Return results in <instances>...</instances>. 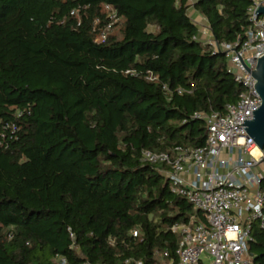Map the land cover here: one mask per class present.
Wrapping results in <instances>:
<instances>
[{
    "label": "trees",
    "instance_id": "obj_1",
    "mask_svg": "<svg viewBox=\"0 0 264 264\" xmlns=\"http://www.w3.org/2000/svg\"><path fill=\"white\" fill-rule=\"evenodd\" d=\"M252 5L0 0V264L176 258L171 228L206 220L142 153L204 146L195 114L223 111L242 92L190 9L219 44H235ZM106 6L118 16L110 30ZM249 253L264 264L259 224Z\"/></svg>",
    "mask_w": 264,
    "mask_h": 264
},
{
    "label": "built area",
    "instance_id": "obj_2",
    "mask_svg": "<svg viewBox=\"0 0 264 264\" xmlns=\"http://www.w3.org/2000/svg\"><path fill=\"white\" fill-rule=\"evenodd\" d=\"M261 5L264 0H253L251 26L235 44H219L207 26L201 28L200 38L225 53L229 71L242 88L237 101L225 110L195 114L194 119L206 123L205 145L177 147L174 154L142 153L143 162L164 166L172 192L185 197L206 220L173 226L172 232L180 237L176 258L160 253L161 264H253L249 243L254 226L264 228V152L246 132L247 126L240 125L252 121L253 112L262 106L252 76L264 57V16L256 15ZM106 11L110 30L118 16L111 6ZM132 234L140 235L138 230ZM58 261L67 264L64 257Z\"/></svg>",
    "mask_w": 264,
    "mask_h": 264
},
{
    "label": "water",
    "instance_id": "obj_3",
    "mask_svg": "<svg viewBox=\"0 0 264 264\" xmlns=\"http://www.w3.org/2000/svg\"><path fill=\"white\" fill-rule=\"evenodd\" d=\"M256 15L264 16V6H260ZM252 76L257 81L255 89L262 99V106L253 112L254 119L252 121H246L245 124L240 126H247L245 128L246 132L264 152V57L259 59L257 69L253 71Z\"/></svg>",
    "mask_w": 264,
    "mask_h": 264
},
{
    "label": "rangeland",
    "instance_id": "obj_4",
    "mask_svg": "<svg viewBox=\"0 0 264 264\" xmlns=\"http://www.w3.org/2000/svg\"><path fill=\"white\" fill-rule=\"evenodd\" d=\"M190 15L192 16V18L196 22H198L200 24L201 28H205V26H206L205 19L203 17L199 16L196 12H194V9L193 8L190 9Z\"/></svg>",
    "mask_w": 264,
    "mask_h": 264
},
{
    "label": "crops",
    "instance_id": "obj_5",
    "mask_svg": "<svg viewBox=\"0 0 264 264\" xmlns=\"http://www.w3.org/2000/svg\"><path fill=\"white\" fill-rule=\"evenodd\" d=\"M199 15V14H198ZM200 16V15H199Z\"/></svg>",
    "mask_w": 264,
    "mask_h": 264
}]
</instances>
